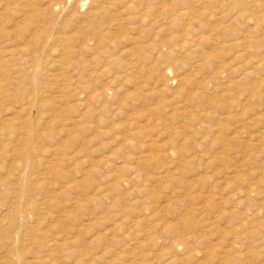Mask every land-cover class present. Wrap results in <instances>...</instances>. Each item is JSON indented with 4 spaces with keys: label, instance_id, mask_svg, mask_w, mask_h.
I'll return each instance as SVG.
<instances>
[{
    "label": "rangeland",
    "instance_id": "374dc122",
    "mask_svg": "<svg viewBox=\"0 0 264 264\" xmlns=\"http://www.w3.org/2000/svg\"><path fill=\"white\" fill-rule=\"evenodd\" d=\"M68 1L0 0V264H264V0Z\"/></svg>",
    "mask_w": 264,
    "mask_h": 264
},
{
    "label": "bare ground",
    "instance_id": "6f19581e",
    "mask_svg": "<svg viewBox=\"0 0 264 264\" xmlns=\"http://www.w3.org/2000/svg\"><path fill=\"white\" fill-rule=\"evenodd\" d=\"M71 1H73V6H74V8L75 7H80V8H83L84 7V5H85V0H69L68 1V3L69 2H71ZM96 1V0H95ZM52 2V1H51ZM66 2V1H65ZM111 2V1H110ZM61 3V2H60ZM67 3V4H68ZM111 3H113V2H111ZM70 4V3H69ZM59 5V4H58ZM58 5L57 4H54V3H48V5L46 6V8H47V10H50V11H53L54 10V7H55V10H57L58 9ZM101 8V7H100ZM99 8V9H100ZM64 9V8H63ZM59 12H61V10L59 11ZM55 13V12H54ZM72 14H74V13H72ZM88 14V13H87ZM52 15H54V14H52ZM90 17H92V18H94L95 19V17H97L98 16V14H94V15H90V14H88ZM34 16V15H33ZM37 16V15H36ZM71 18V17H70ZM73 18H74V16H73ZM97 18H99V17H97ZM96 18V19H97ZM105 18V15L102 13V15H100V19L101 20H103ZM88 20H91V19H88ZM257 20V19H256ZM258 21V20H257ZM41 24V23H40ZM14 27H15V25H14ZM38 30V29H37ZM5 33V32H4ZM3 36H4V34H3ZM75 36H77L78 37V35L76 34ZM12 37V36H11ZM73 37V36H72ZM76 37V38H77ZM82 37V36H81ZM63 38V37H62ZM73 38H75V37H73ZM259 45H256V47H258ZM83 47V46H82ZM83 49V48H82ZM3 57H4V55H3ZM4 59V58H3ZM3 71V70H2ZM4 72H5V70H4ZM259 93V92H258ZM261 95L263 96V94L261 93ZM261 98V97H260ZM214 108V107H213ZM216 108V107H215ZM217 109V108H216ZM223 145H224V143H222ZM229 145V144H228ZM227 145V146H228ZM222 146V145H221ZM223 147V146H222ZM224 147H225V145H224ZM52 154V153H51ZM224 158V157H223ZM168 179V178H167ZM166 179V180H167ZM259 209V208H258ZM255 224V223H254ZM251 232V231H250ZM150 238V237H149ZM7 249H9V247L7 248ZM11 250V249H10ZM243 256V255H242Z\"/></svg>",
    "mask_w": 264,
    "mask_h": 264
}]
</instances>
